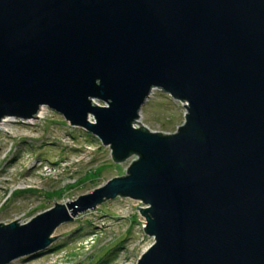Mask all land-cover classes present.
Here are the masks:
<instances>
[{"label": "water", "instance_id": "95a60500", "mask_svg": "<svg viewBox=\"0 0 264 264\" xmlns=\"http://www.w3.org/2000/svg\"><path fill=\"white\" fill-rule=\"evenodd\" d=\"M155 89L185 107L175 134L135 128ZM42 108L115 163L137 160L93 194L0 224V264L117 198L144 205L154 243L138 264H264V0H0V123Z\"/></svg>", "mask_w": 264, "mask_h": 264}, {"label": "rangeland", "instance_id": "374dc122", "mask_svg": "<svg viewBox=\"0 0 264 264\" xmlns=\"http://www.w3.org/2000/svg\"><path fill=\"white\" fill-rule=\"evenodd\" d=\"M41 111L43 117L33 124L17 120L0 126V224L18 220L25 225L56 204L93 194L126 176L137 160L133 156L115 163L111 149L97 138L48 108ZM185 114L181 103L155 89L135 128L175 134ZM137 207L144 205L126 198L105 201L59 227L45 252L11 264H138L154 240L145 233L146 221Z\"/></svg>", "mask_w": 264, "mask_h": 264}, {"label": "bare ground", "instance_id": "6f19581e", "mask_svg": "<svg viewBox=\"0 0 264 264\" xmlns=\"http://www.w3.org/2000/svg\"><path fill=\"white\" fill-rule=\"evenodd\" d=\"M154 91V90H153ZM153 91L151 92V94L153 93ZM150 94V96H151ZM149 96V97H150ZM149 99V98H148ZM44 115V111H41L38 115V119H41ZM15 121L12 119H6L5 121H3L2 124H10V123H14ZM33 122H35V120H30V121H26L27 124H33ZM2 124L0 126H2Z\"/></svg>", "mask_w": 264, "mask_h": 264}, {"label": "built area", "instance_id": "2783aa9c", "mask_svg": "<svg viewBox=\"0 0 264 264\" xmlns=\"http://www.w3.org/2000/svg\"><path fill=\"white\" fill-rule=\"evenodd\" d=\"M8 119H10V118H8ZM6 120V119H5ZM5 120H3V121H5ZM12 120H14V119H12ZM3 121L0 123V125L3 123ZM15 122L17 121V120H14ZM2 125H4V124H2ZM136 127V126H135Z\"/></svg>", "mask_w": 264, "mask_h": 264}]
</instances>
